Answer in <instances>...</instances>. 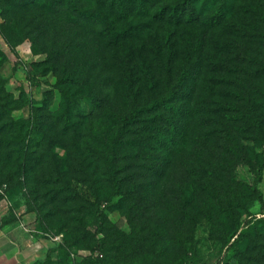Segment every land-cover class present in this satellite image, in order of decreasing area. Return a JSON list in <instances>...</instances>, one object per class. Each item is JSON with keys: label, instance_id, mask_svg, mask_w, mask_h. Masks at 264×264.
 <instances>
[{"label": "rangeland", "instance_id": "1", "mask_svg": "<svg viewBox=\"0 0 264 264\" xmlns=\"http://www.w3.org/2000/svg\"><path fill=\"white\" fill-rule=\"evenodd\" d=\"M153 1L162 6L161 0ZM230 6L233 27L224 36L231 39L226 66L236 71L226 73L227 92L236 84L253 92L264 115V0H230ZM31 21L30 0H0V199L46 248L37 264L89 259L101 264H240L243 255L247 264H264V230L244 240L230 259L227 245L240 224L264 218V173L263 201L250 191L253 172L264 162L259 133L254 130L241 139L247 158L242 163L230 153L223 131L212 140L204 135L190 139L169 163L167 153L124 147L117 140L120 115L131 103L123 93L135 64L128 57L132 44L102 47L80 21L51 14L39 36L50 45L45 49L34 40ZM141 22L151 26L134 33V46L145 45L153 57L165 31L134 16L126 23ZM65 68L82 90L74 129H65L57 118L66 106L60 92ZM96 94H102L97 101L101 107ZM114 146L121 156L115 171L125 182L120 193L108 164ZM25 154L27 166L21 162ZM8 155L14 156L11 161ZM161 165L149 201L136 200L134 184H148L150 169ZM227 195L239 206L233 217L220 208V202L229 201ZM98 209L103 222L95 217Z\"/></svg>", "mask_w": 264, "mask_h": 264}, {"label": "trees", "instance_id": "2", "mask_svg": "<svg viewBox=\"0 0 264 264\" xmlns=\"http://www.w3.org/2000/svg\"><path fill=\"white\" fill-rule=\"evenodd\" d=\"M214 1L216 5L201 3L200 0H161L160 6L153 0H30L33 38L41 41L45 49H50L46 40H39L40 31L46 29V21L51 14H58L63 20L70 16L91 29L102 47L105 45V48L116 49L125 48L127 43L132 44L128 54L130 61L135 63L130 73L132 79L127 81L122 92L124 101L131 100L132 104L129 103L120 115L118 144L137 150L147 149L152 153H167L169 163L173 161L172 155L176 156L189 145L190 139L201 140V135H204L207 140H212L213 134L223 131L227 144L232 146L230 153L242 163L247 160L241 142L244 135L255 130L261 139L260 147H264V121L258 117L264 116L259 109L263 105L256 102L257 97L253 92L241 89L239 84L234 86L233 91L227 92L230 80L226 73L236 71V68L226 66L231 39L224 37L229 32L228 27L230 30L233 27V11L230 0ZM131 16L148 19L165 31V36H159L157 40L153 57L145 45L134 46L133 43L134 33H143L151 24L148 26V23L141 22L130 26L126 22ZM62 75L60 92L66 99V106L63 114L57 118L65 129H74L73 114L82 90L80 81L68 69L65 68ZM260 78L261 75H258L256 79ZM76 86L79 88L72 91ZM102 94L93 95L94 100L99 101ZM96 106L101 107L99 102ZM31 121L30 118L28 131L33 125ZM25 150L26 147L21 153ZM119 155L117 146H114L108 158L116 193H120L125 185L115 171L116 162L121 158ZM13 157L8 155L6 158L11 161ZM223 158L226 163H231L229 156L224 155ZM21 159L22 164L27 166L29 156L22 155ZM22 168L24 170L26 167ZM150 171L148 184H134L132 192L136 200L145 197L149 201L153 189L158 186L157 178L163 171L162 165L154 166ZM263 173L264 162H258L250 191L259 201H263L260 188ZM229 178L236 185L234 177L229 175ZM237 185L241 186L239 183ZM226 198L228 201L229 195ZM237 205L233 199L220 202L221 210L229 217H233V212L239 207ZM95 217L100 222L104 220L99 209ZM257 230H264V218H253L240 224L229 235L227 245L232 251L229 259L236 255L238 246L244 240L251 239ZM98 233H101V227ZM245 258L243 255L240 264H247ZM82 264L101 262L89 259Z\"/></svg>", "mask_w": 264, "mask_h": 264}, {"label": "crops", "instance_id": "3", "mask_svg": "<svg viewBox=\"0 0 264 264\" xmlns=\"http://www.w3.org/2000/svg\"><path fill=\"white\" fill-rule=\"evenodd\" d=\"M0 199V264H37L46 248L12 216Z\"/></svg>", "mask_w": 264, "mask_h": 264}]
</instances>
